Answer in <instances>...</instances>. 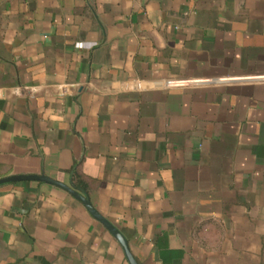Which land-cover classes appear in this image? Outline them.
<instances>
[{
	"label": "crops",
	"instance_id": "0c3cea01",
	"mask_svg": "<svg viewBox=\"0 0 264 264\" xmlns=\"http://www.w3.org/2000/svg\"><path fill=\"white\" fill-rule=\"evenodd\" d=\"M42 174L139 264H264V0H0V179ZM0 264L129 262L26 180Z\"/></svg>",
	"mask_w": 264,
	"mask_h": 264
},
{
	"label": "water",
	"instance_id": "95a60500",
	"mask_svg": "<svg viewBox=\"0 0 264 264\" xmlns=\"http://www.w3.org/2000/svg\"><path fill=\"white\" fill-rule=\"evenodd\" d=\"M26 180H37V181H44L50 183L52 185L61 187L68 191L71 195H73L76 199L81 201L83 205L87 208V210L91 213V215L100 221L108 230L109 232L117 239V241L121 244L124 253L127 257L129 264H139L134 256L132 255L129 244L125 236L121 233V231L114 226L110 221H108L105 217H103L97 209L93 206L88 194L82 189H76L75 187L68 186L64 183L56 181L47 177L45 174L42 175H14L6 178L0 179V185L9 183V182H17V181H26Z\"/></svg>",
	"mask_w": 264,
	"mask_h": 264
}]
</instances>
